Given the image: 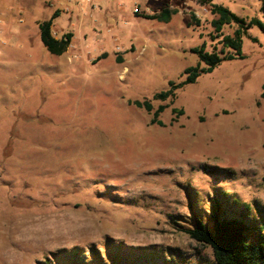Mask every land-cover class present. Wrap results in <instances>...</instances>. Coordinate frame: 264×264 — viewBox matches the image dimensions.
<instances>
[{
    "label": "rangeland",
    "instance_id": "rangeland-1",
    "mask_svg": "<svg viewBox=\"0 0 264 264\" xmlns=\"http://www.w3.org/2000/svg\"><path fill=\"white\" fill-rule=\"evenodd\" d=\"M211 2L263 29H246L243 58L154 99L197 64L191 48L221 49ZM164 5L168 22L146 17ZM54 10L52 33L72 30L59 55L36 25ZM263 84L261 0H0V264L211 262L184 232L194 216L264 224Z\"/></svg>",
    "mask_w": 264,
    "mask_h": 264
},
{
    "label": "trees",
    "instance_id": "trees-1",
    "mask_svg": "<svg viewBox=\"0 0 264 264\" xmlns=\"http://www.w3.org/2000/svg\"><path fill=\"white\" fill-rule=\"evenodd\" d=\"M209 4L210 12L216 15L211 20V25L216 32L214 37H219L218 43L221 44V49L219 51H206L204 45L191 48V51L197 55V64L184 69L185 78L183 81L177 83L172 80L168 81V88L154 93V99L166 100L169 98L172 100L175 97L176 90L184 84L193 83L200 72H211L223 60L243 58L241 44L246 29L251 25L263 29L262 22L256 17L245 19L222 4L214 2ZM261 9L264 11V0H261ZM175 12L176 9L164 5L157 12L147 14L146 17L168 22ZM56 15L57 11H54L49 19L39 21L37 27L40 40L46 50L51 54L59 55L68 48L72 33L66 32L59 38L53 36L51 24ZM192 18L198 24L199 20L194 14H192ZM233 23L236 27L232 34L222 33L224 25ZM229 49L232 51L230 52ZM105 55L106 53L103 52L94 60ZM201 63L204 64L203 67H199ZM262 87H264V84ZM134 103L148 112L152 109L148 100L134 101ZM162 109L163 106L160 105L153 112L152 123L156 122L155 118ZM178 112L182 113V110L179 109ZM184 232L194 241L211 249L213 260L206 264H264V224H257L255 220L252 221L247 216L240 218L239 216L227 215L225 212L219 214L215 210L211 215H208L207 223L203 219L194 216L193 219H190ZM123 256L125 255H122L120 250L106 254L110 264H129L127 263L129 259L123 258ZM137 258L141 262L140 264H161L149 259L146 255ZM71 264H75V262L72 261Z\"/></svg>",
    "mask_w": 264,
    "mask_h": 264
},
{
    "label": "crops",
    "instance_id": "crops-1",
    "mask_svg": "<svg viewBox=\"0 0 264 264\" xmlns=\"http://www.w3.org/2000/svg\"><path fill=\"white\" fill-rule=\"evenodd\" d=\"M54 11H57V10H54ZM54 11H53V12H54ZM53 12H52V13H53ZM155 12H157V11H155ZM51 15H52V14H51ZM56 16H58V11H57V15H56ZM49 18H50V17H44L43 19H41V21H42V20H47V19H49ZM39 21H40V20H39ZM36 25H37V23H36ZM51 27H52V24H51ZM71 31H72V30H70V31H68V32H71ZM71 33H72V32H71ZM52 34H53V36L56 37V38H59V37H60V36L55 35L54 33H52ZM71 37H72V36H71Z\"/></svg>",
    "mask_w": 264,
    "mask_h": 264
},
{
    "label": "built area",
    "instance_id": "built-area-1",
    "mask_svg": "<svg viewBox=\"0 0 264 264\" xmlns=\"http://www.w3.org/2000/svg\"><path fill=\"white\" fill-rule=\"evenodd\" d=\"M136 12V10H134Z\"/></svg>",
    "mask_w": 264,
    "mask_h": 264
}]
</instances>
